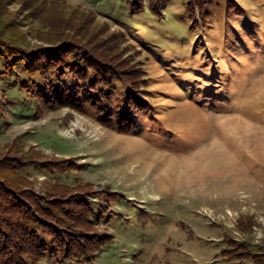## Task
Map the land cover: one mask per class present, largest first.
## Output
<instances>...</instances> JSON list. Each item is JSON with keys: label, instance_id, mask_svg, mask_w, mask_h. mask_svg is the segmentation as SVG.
Masks as SVG:
<instances>
[{"label": "rangeland", "instance_id": "374dc122", "mask_svg": "<svg viewBox=\"0 0 264 264\" xmlns=\"http://www.w3.org/2000/svg\"><path fill=\"white\" fill-rule=\"evenodd\" d=\"M199 3L4 0L7 29L30 47L75 23L123 76L99 111L37 112L15 71L0 79V154L73 160L23 174L39 193L91 184L96 228L111 236L92 259L65 264H245L252 254L238 244L230 262L221 255L226 235L264 247V0ZM123 109L134 117L113 125Z\"/></svg>", "mask_w": 264, "mask_h": 264}, {"label": "trees", "instance_id": "16d2710c", "mask_svg": "<svg viewBox=\"0 0 264 264\" xmlns=\"http://www.w3.org/2000/svg\"><path fill=\"white\" fill-rule=\"evenodd\" d=\"M194 1L200 5V0ZM4 8L7 6L0 0V79L15 71L18 90L30 97L37 112L39 108L49 110L62 105L81 110L89 106L95 111L102 105L110 104L111 107L108 92L114 88L115 81H122L123 76L108 65L107 56L87 49L88 40H79L77 32L81 25L67 23V34L64 28L57 27L58 38L41 40L48 43V47H30L25 34L7 29L8 16L1 11ZM73 31L76 35L68 34ZM67 73L75 79L68 82L64 78ZM105 108L104 111L109 112L110 108ZM129 111L123 109L112 113V121H115L112 124L134 117ZM9 149L7 154H0V264H44L48 257L65 264L74 259H92L97 251L112 244L111 236L99 233L96 228L95 211L90 202L91 184L74 187L57 183L39 193L30 178L23 174L33 166L49 173L69 171L73 160L43 164L19 149ZM223 241L226 247L221 255L226 261H231L228 258L232 256V245L238 244L252 254L245 264H264V247L259 246L253 253L250 242L232 235H226Z\"/></svg>", "mask_w": 264, "mask_h": 264}]
</instances>
